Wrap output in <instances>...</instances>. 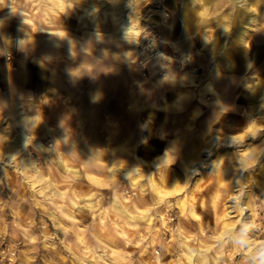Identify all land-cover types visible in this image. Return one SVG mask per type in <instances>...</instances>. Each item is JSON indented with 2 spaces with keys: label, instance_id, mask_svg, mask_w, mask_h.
<instances>
[{
  "label": "clouds",
  "instance_id": "clouds-1",
  "mask_svg": "<svg viewBox=\"0 0 264 264\" xmlns=\"http://www.w3.org/2000/svg\"><path fill=\"white\" fill-rule=\"evenodd\" d=\"M63 4L53 29L0 0V176L78 154L124 181L211 180L228 227L175 264H264V0Z\"/></svg>",
  "mask_w": 264,
  "mask_h": 264
},
{
  "label": "rangeland",
  "instance_id": "rangeland-1",
  "mask_svg": "<svg viewBox=\"0 0 264 264\" xmlns=\"http://www.w3.org/2000/svg\"><path fill=\"white\" fill-rule=\"evenodd\" d=\"M18 7L37 26L46 20L53 29L64 11L63 0H18ZM32 72L25 91L47 87ZM0 180V264H175L181 241L211 243L228 227L222 193L211 180L195 189L136 175L124 181L102 156L61 155L36 168L18 159ZM166 210L175 217L168 245L158 219Z\"/></svg>",
  "mask_w": 264,
  "mask_h": 264
},
{
  "label": "built area",
  "instance_id": "built-area-1",
  "mask_svg": "<svg viewBox=\"0 0 264 264\" xmlns=\"http://www.w3.org/2000/svg\"><path fill=\"white\" fill-rule=\"evenodd\" d=\"M172 210V209H170ZM168 211L166 210L165 213L162 215V216H158V219L160 221V218H163L164 219V229L162 232H161V242L165 245H168L170 243V240L171 238L168 236V232H167V227L168 225H170L171 223H173L175 221V217L172 213V211ZM161 223V222H160ZM154 256H156L157 258L159 257V251L158 250H154L153 252Z\"/></svg>",
  "mask_w": 264,
  "mask_h": 264
},
{
  "label": "crops",
  "instance_id": "crops-1",
  "mask_svg": "<svg viewBox=\"0 0 264 264\" xmlns=\"http://www.w3.org/2000/svg\"><path fill=\"white\" fill-rule=\"evenodd\" d=\"M96 158V157H95ZM180 189H181V187H180ZM180 189H178V192L180 191ZM167 190H169V189H167ZM177 191V190H176ZM166 192H168L169 193V195H168V197L170 196V195H173L172 193H173V191H172V193H170V191H166ZM175 192V191H174ZM166 194V193H165ZM175 195V194H174ZM203 234V233H202Z\"/></svg>",
  "mask_w": 264,
  "mask_h": 264
},
{
  "label": "bare ground",
  "instance_id": "bare-ground-1",
  "mask_svg": "<svg viewBox=\"0 0 264 264\" xmlns=\"http://www.w3.org/2000/svg\"><path fill=\"white\" fill-rule=\"evenodd\" d=\"M133 183V182H132ZM189 259H191L190 257H189Z\"/></svg>",
  "mask_w": 264,
  "mask_h": 264
}]
</instances>
